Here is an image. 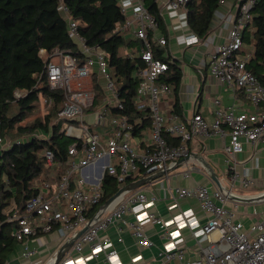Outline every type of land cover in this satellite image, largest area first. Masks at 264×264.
<instances>
[{
	"label": "built area",
	"instance_id": "1",
	"mask_svg": "<svg viewBox=\"0 0 264 264\" xmlns=\"http://www.w3.org/2000/svg\"><path fill=\"white\" fill-rule=\"evenodd\" d=\"M189 1L168 0L165 7L186 10ZM256 1L242 0L238 4L228 37L211 53L208 66L211 76L241 91L251 109L243 112H236L233 108L226 110L221 107L220 100L215 99L213 120L209 122L196 111L191 118L182 119L173 111L164 110L162 100L171 99L173 89L163 79L169 64L155 56L149 37L151 32L157 31L158 23L143 0H119L126 21L118 30L130 31L141 42L140 58L145 64L137 73L142 90L137 96L136 108L138 112L148 110L151 126L143 132L142 138L135 136V125L127 116L109 117L110 108L123 109V104L110 75L107 54L99 46L87 45L80 35L79 22L73 21L68 16L67 7L61 4L59 10L68 22V33L77 43L78 52L72 54L56 48L48 53L41 49L39 56L46 64L43 72L36 74L35 78L38 87L45 84L50 90L63 93L64 100L56 123L61 124L62 133L73 139L74 143L68 149L69 158L65 165L58 166L59 170L64 168L61 178L58 181L38 178L35 182L38 193L26 202L25 213H14L9 218L17 223L12 234L15 239L24 242L57 231L64 241H68L90 223L87 231L74 242L73 250L82 252L85 246H89L95 259L105 253L107 262L113 264L120 259L118 251L108 248L110 240L102 238L101 234L113 225H127L143 246L152 247L141 226L125 219L134 204L148 202L147 196L139 190L126 192L113 206L102 212L104 176L107 173L115 177L121 189L130 183L128 179L131 177L141 179L175 168L179 161H189L193 158L191 144L202 138L228 137L224 154L233 182L229 190L236 193L233 191L236 183L249 188L252 185L249 171L240 173L236 170V156L244 151L243 141L254 148L260 143L264 147V84L248 69L252 53L244 56L238 53L244 46V32L252 20L251 11ZM184 39L187 46L200 44L203 40L193 32ZM158 43L161 47L168 45L165 37L158 38ZM80 56H83V60ZM96 83L105 93L103 103L97 107ZM25 94L16 91L15 97L20 99ZM40 99L47 105L53 104L52 98L41 96ZM90 116H93V122L88 124L86 118ZM93 127L108 129L101 134L93 132ZM166 133L179 140V143L171 145L165 137ZM4 143L6 138L0 134L2 152L5 150ZM13 144L14 141H7L6 148H11ZM46 162L47 167L54 166L53 152H46ZM196 169L189 166L184 176L190 177V173ZM175 194L179 199H197L201 210L211 215L203 229L210 244L202 248L201 256L188 261L184 259V252L179 250L162 253L164 262L264 264V217L261 214L251 216L255 221L246 229L227 208V203L231 201L229 195L219 188L212 191L204 185L178 187ZM149 218L156 223H163L154 214H150ZM214 233L216 237L212 238ZM69 261L66 259L59 263L67 264Z\"/></svg>",
	"mask_w": 264,
	"mask_h": 264
},
{
	"label": "trees",
	"instance_id": "2",
	"mask_svg": "<svg viewBox=\"0 0 264 264\" xmlns=\"http://www.w3.org/2000/svg\"><path fill=\"white\" fill-rule=\"evenodd\" d=\"M225 0H190L187 4V25L191 32L204 39L210 32L215 13ZM144 5L158 23L159 32L166 28L157 0H143ZM61 4L68 9V16L80 24V35L90 47L99 46L106 54L110 75L116 84L123 109L112 107L109 117L127 116L135 125V136L142 138L151 126L148 110L138 112L136 108L140 80L138 71L145 67L139 56H120V49L134 41L127 38L129 31L118 30L125 24L119 0H0V134L15 131L19 136L11 148L0 156V264H5L15 251L17 240L12 235L17 227L9 218L14 213L24 214L28 200L37 195L35 182L38 178L56 180L61 178L69 156L68 149L74 140L61 131L56 123L64 97L60 91H52L45 84L38 87L36 74H41L46 61L39 56L41 49L48 53L56 48L77 54L78 45L69 36L68 22L59 10ZM252 20L244 32V46L240 56L252 53L248 69L264 84V0H257L252 9ZM126 33V34H125ZM153 43L152 34H149ZM156 57L168 62L169 70L164 80L173 89V113L183 119V107L179 92L182 70L164 50L153 43ZM83 60V56H80ZM45 79V77H44ZM97 98L95 107L103 103L105 93L95 85ZM16 91L26 94L17 99ZM53 99L48 114L31 124L22 123L36 110L40 97ZM17 112H13V107ZM106 127H94L93 132L104 134ZM42 133L46 138L37 137ZM25 136V137H24ZM165 137L171 145L179 140L169 134ZM54 155V166L47 167L46 152ZM55 177V178H54ZM140 179L131 177L128 182ZM102 187L103 202L114 196L120 186L117 179L105 174ZM9 209H12L8 211ZM90 217L94 214L93 212Z\"/></svg>",
	"mask_w": 264,
	"mask_h": 264
},
{
	"label": "crops",
	"instance_id": "3",
	"mask_svg": "<svg viewBox=\"0 0 264 264\" xmlns=\"http://www.w3.org/2000/svg\"><path fill=\"white\" fill-rule=\"evenodd\" d=\"M167 1L157 0L166 33L163 34L157 29L151 34L154 45L163 49L164 54L171 57L172 63L176 62L182 70L179 97L183 107V118H191L196 111L211 122L214 116L215 99H219L221 107L226 110L233 108L236 112H243L248 108L251 109L241 91L222 84L208 72L210 55L226 41L236 18L237 6L242 0H225L215 13L209 34L200 44L191 46H187L184 39L191 33L187 25V11L165 7ZM126 37L134 42L121 48L120 56L140 57L141 42L130 31ZM160 37L167 39V47L159 45ZM162 106L166 112H172V98H163ZM7 141L8 139L3 145L5 150ZM228 142V137L221 136L194 141L191 144L192 159L176 167L167 178L156 180L139 190L147 196L148 202L134 204L125 219L127 222L139 224L153 246H143L129 226L113 225L101 234L102 238L110 240L108 248L118 251L120 259L113 264H178L176 260L164 262L161 258L162 253L178 250L184 252L185 261L201 256L202 248L210 244V239L207 238L203 229L211 215L201 210L197 199L176 198L175 189L197 185L207 186L212 191L217 189L218 187L202 165L205 162L226 188H232L231 173H229L224 154L225 144ZM243 145L244 151L236 156L238 162L236 170L240 173L248 170L252 185L249 188H243L240 183H236L233 191L245 196L262 194L264 193V147L260 143L257 148H254L252 144L244 141ZM0 151L1 156L3 153L1 148ZM189 166L197 169L190 173V177H185L184 173L189 170ZM263 202L229 201L226 206L233 212L235 220L242 222L245 228L249 229L255 221L251 216L261 214L264 217ZM10 210L12 209L8 211ZM150 214L156 215L163 223L150 220ZM211 237L215 238L216 234L214 233ZM65 243L66 241L57 231L17 242L15 251L5 264H53ZM66 259H70L67 264H110L106 260L105 253H101V256L95 259L89 246H85L82 252L74 251L71 246L60 263Z\"/></svg>",
	"mask_w": 264,
	"mask_h": 264
},
{
	"label": "water",
	"instance_id": "4",
	"mask_svg": "<svg viewBox=\"0 0 264 264\" xmlns=\"http://www.w3.org/2000/svg\"><path fill=\"white\" fill-rule=\"evenodd\" d=\"M185 162L187 161L185 160L179 161L176 167L180 166L181 164ZM202 165L208 171V175L210 179L215 183V185L220 190L225 191L229 195V198L231 201L239 202V203H254L258 201H264V193L259 194V195H254V196H245V195H239L234 192H231L229 188H226L221 183L218 176L212 170V168L208 165V163L205 162ZM175 168L167 169L166 171H161L156 174H153V175H150V176H147V177H144V178H141V179H138L136 181L126 184L114 196H112L111 198H109L103 203L101 207L102 212L108 210L111 206H113L126 192L140 190L141 188L147 186L148 184L166 177L168 174H170V172L174 171ZM89 225L90 223L84 228H82L75 236L71 237L68 241H66V243L61 247L60 251L56 255L55 262L53 264H59V262L66 255L67 251L71 248V246H73L74 242L87 231Z\"/></svg>",
	"mask_w": 264,
	"mask_h": 264
},
{
	"label": "rangeland",
	"instance_id": "5",
	"mask_svg": "<svg viewBox=\"0 0 264 264\" xmlns=\"http://www.w3.org/2000/svg\"><path fill=\"white\" fill-rule=\"evenodd\" d=\"M142 90V87L140 86L139 87V91ZM51 106L50 105H47L45 104L41 99L39 100V103L37 104V108L36 110L22 123V125H26V124H31L33 123L35 120L37 119H43L45 117L46 114H48L49 112V108ZM18 110H17V107L14 106L13 107V112L16 113ZM57 120V119H56ZM86 122L89 124L91 122H93V116H90V117H87L86 118ZM94 128V127H93ZM38 137L41 138V139H44L46 138L42 133L38 132ZM25 137V136H24ZM5 138L8 139L9 142L11 141H15V139H19V136L16 135V132L13 131V132H10L9 134L5 135ZM24 140V139H23ZM0 154H1V151H0ZM77 177V176H75ZM264 203V202H263ZM262 207L264 208V204L262 205Z\"/></svg>",
	"mask_w": 264,
	"mask_h": 264
}]
</instances>
